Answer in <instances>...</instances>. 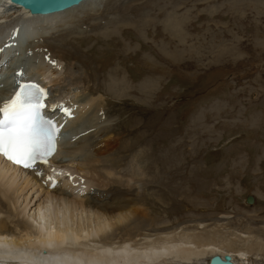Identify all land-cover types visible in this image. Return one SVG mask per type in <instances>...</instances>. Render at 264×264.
<instances>
[{
  "label": "rangeland",
  "instance_id": "1",
  "mask_svg": "<svg viewBox=\"0 0 264 264\" xmlns=\"http://www.w3.org/2000/svg\"><path fill=\"white\" fill-rule=\"evenodd\" d=\"M114 6L118 9L103 11L95 21L75 22L68 34L63 28L62 34L55 29L45 36V42L59 44L72 58L84 60L91 72L102 67L95 76H110L117 68L118 78L139 88V94L126 92L119 98L103 88L108 122L123 129L131 124L137 128L135 133H114L122 147L129 140L132 148L112 174L121 176L120 184H124L135 157L134 169L145 191L160 199L145 204L156 220H167L170 226L202 220L205 228L195 232L214 230L216 221L251 226L252 234L264 242V0H116ZM112 17L117 18L109 21ZM30 48L12 51L13 61L8 62L15 65L13 72L37 69L41 59H33ZM60 64L64 71V63ZM2 69L7 77L12 74L8 67ZM98 80L106 82L102 77ZM142 83L150 84L153 97L141 94ZM73 88L71 97L79 100L82 92ZM101 96L93 95L99 103ZM89 132L91 148L103 134L109 135L103 129ZM180 142L183 145L173 153L167 151ZM63 152L62 159L67 161L65 147ZM151 152L155 155L150 156ZM161 154L169 156L162 171L149 170L153 164L148 162L154 159L157 164L155 158ZM173 164L178 169H169ZM88 172L81 175L89 183L81 189L80 198L107 188L101 181L104 175L99 178L93 170ZM114 175L110 178L117 179ZM62 177L61 183L66 178ZM106 184L113 185L111 179ZM177 184L182 188H176ZM31 189L25 193L30 204H37L44 195ZM184 189L190 193L185 195ZM248 195L253 202H246ZM18 201L20 210L24 201L21 196ZM75 213L71 212L72 218ZM84 215L88 214L83 210L79 217ZM20 219L25 221L23 215ZM8 220L14 233H24L17 218Z\"/></svg>",
  "mask_w": 264,
  "mask_h": 264
},
{
  "label": "bare ground",
  "instance_id": "2",
  "mask_svg": "<svg viewBox=\"0 0 264 264\" xmlns=\"http://www.w3.org/2000/svg\"><path fill=\"white\" fill-rule=\"evenodd\" d=\"M8 4L6 0H0V64L6 59L0 65V70L5 65L14 74L16 67L11 65L12 51L25 50L29 46H32L29 54L33 59L38 57L41 61L36 64L39 70L29 72L28 77L10 76L14 84L8 88L10 91L0 89V106L26 80L36 78L38 84L46 88V109L59 127L58 132L61 125L62 132L71 130V137L67 142L61 143L59 140L58 150L46 164H36L32 168L23 169L13 165L0 155V259L16 262L15 264H208L211 256L218 254L221 257L229 255L234 264H264V242L256 234H252L254 228L251 226L237 224L240 226L238 228L237 225L231 226L230 222L216 221L214 230L195 232V229L205 228L202 220H193L196 223L192 222L190 225L178 222L170 226L167 220H156L157 216H150L145 204L150 201L159 202L160 199L145 191L143 180L138 178V170L134 169L133 162L138 163L135 157L130 161V178L124 179V184H120L121 176L112 174V168L121 164L132 148V141L129 140L124 141L126 146L122 147L118 139L113 138L114 133H135L137 128L131 124V127L123 129L117 123L116 126L115 123L108 122L109 109L103 97V88L106 94L110 92L114 98L122 95L125 97L124 94L128 92L136 94L139 88L124 77L118 78L120 71L117 68L110 76H95L102 67L91 72L84 60L78 56L72 58L59 44L45 42V36L54 34L55 29L62 34L63 28L68 29L65 32L68 34L77 21H95L103 11L118 9V6H114L116 0H85L75 7L46 16L30 15L23 8ZM5 7L13 10L5 11ZM109 14L111 13L107 16ZM115 18L112 17L109 21ZM117 29L118 27L115 28ZM9 58H12L10 63ZM69 59L75 61L71 62ZM60 62L64 63V71L61 70L63 66ZM55 75L58 78L53 80ZM97 77L106 80V84L99 83V80L97 82ZM91 81L93 85L90 84ZM151 81L153 83L154 80ZM73 86L79 89V93L80 90L82 92L79 100L71 97ZM144 86L142 85L145 90L141 94L147 98L153 97L150 91L152 88L146 84ZM93 95H102L101 102ZM72 100L75 103H71ZM60 107L67 109L68 114L60 113ZM91 129L96 131L94 134L100 129L109 133L99 136L92 148L88 146ZM182 145L180 142L172 148L168 147L167 151L173 153ZM64 147L67 161L62 159ZM152 152L150 156L155 155ZM168 158L169 156L161 154L155 158L157 164H154V159L150 160L148 163L153 166L149 170L156 167V172H161ZM171 166L178 169L176 164L170 165L169 169H172ZM91 170L96 177L104 175L101 181L107 188L92 190L89 195L80 198L81 189L87 182L81 175L88 174ZM110 175L118 178H110ZM61 177L63 183L60 181ZM109 179L113 185L106 184ZM30 188L44 195L37 204H30L28 200V193L25 191ZM176 188L181 189L182 186L177 184ZM183 193L190 192L184 189ZM20 196L24 205L19 210L16 203H19ZM33 204L34 207L31 208ZM79 209L81 212L87 211L88 215L79 217ZM74 211L75 218H72L70 214ZM21 215L25 217V221L20 219ZM230 217L227 215V218ZM9 218H17L23 234H16L8 227ZM177 228L180 229L175 231ZM146 230L154 232H143Z\"/></svg>",
  "mask_w": 264,
  "mask_h": 264
},
{
  "label": "snow or ice",
  "instance_id": "3",
  "mask_svg": "<svg viewBox=\"0 0 264 264\" xmlns=\"http://www.w3.org/2000/svg\"><path fill=\"white\" fill-rule=\"evenodd\" d=\"M45 95L38 85L21 84L0 107V155L24 168L46 164L56 150L58 129L41 114Z\"/></svg>",
  "mask_w": 264,
  "mask_h": 264
},
{
  "label": "water",
  "instance_id": "4",
  "mask_svg": "<svg viewBox=\"0 0 264 264\" xmlns=\"http://www.w3.org/2000/svg\"><path fill=\"white\" fill-rule=\"evenodd\" d=\"M9 3L23 8L28 14L36 16H46L62 12L79 5L85 0H7ZM248 203L253 202V197H246ZM208 264H234L229 255L221 257L214 254L209 259Z\"/></svg>",
  "mask_w": 264,
  "mask_h": 264
}]
</instances>
